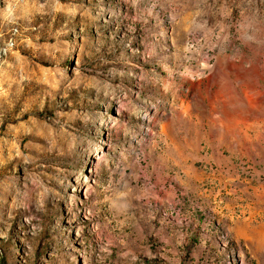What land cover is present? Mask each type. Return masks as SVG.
Segmentation results:
<instances>
[{"label": "rangeland", "instance_id": "obj_1", "mask_svg": "<svg viewBox=\"0 0 264 264\" xmlns=\"http://www.w3.org/2000/svg\"><path fill=\"white\" fill-rule=\"evenodd\" d=\"M0 264H264V0H0Z\"/></svg>", "mask_w": 264, "mask_h": 264}, {"label": "bare ground", "instance_id": "obj_2", "mask_svg": "<svg viewBox=\"0 0 264 264\" xmlns=\"http://www.w3.org/2000/svg\"><path fill=\"white\" fill-rule=\"evenodd\" d=\"M189 82L191 83V88H193L195 83H192L190 80H189Z\"/></svg>", "mask_w": 264, "mask_h": 264}]
</instances>
